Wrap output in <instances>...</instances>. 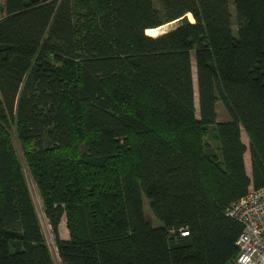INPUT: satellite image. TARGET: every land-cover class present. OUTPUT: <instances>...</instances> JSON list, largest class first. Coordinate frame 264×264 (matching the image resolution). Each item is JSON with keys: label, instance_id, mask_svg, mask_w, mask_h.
I'll list each match as a JSON object with an SVG mask.
<instances>
[{"label": "trees", "instance_id": "16d2710c", "mask_svg": "<svg viewBox=\"0 0 264 264\" xmlns=\"http://www.w3.org/2000/svg\"><path fill=\"white\" fill-rule=\"evenodd\" d=\"M231 2L0 0V264H53L12 125L61 264L235 258L226 210L264 186V0Z\"/></svg>", "mask_w": 264, "mask_h": 264}, {"label": "built area", "instance_id": "2783aa9c", "mask_svg": "<svg viewBox=\"0 0 264 264\" xmlns=\"http://www.w3.org/2000/svg\"><path fill=\"white\" fill-rule=\"evenodd\" d=\"M226 216L241 225L235 240L237 254L226 264H264V186L249 188L230 204ZM180 234L187 235V231Z\"/></svg>", "mask_w": 264, "mask_h": 264}, {"label": "rangeland", "instance_id": "374dc122", "mask_svg": "<svg viewBox=\"0 0 264 264\" xmlns=\"http://www.w3.org/2000/svg\"><path fill=\"white\" fill-rule=\"evenodd\" d=\"M231 1L232 0H229V11L231 13V20L234 22V20H235V18H234V9H233V5H232ZM174 25H175V23H169V24L161 26L154 33V36L166 32L167 30L171 29ZM192 69L194 71V65H193ZM215 107H216V119L218 121H225V120L229 119L228 113H227L224 105L222 104V102L220 100L216 102ZM195 109H196V111H195L196 117L198 118L197 104H196ZM8 131H9V134H10V137H11V140H12L13 147H14L15 152L17 154L18 160H19V162L21 164V167H22V170H23V174H24L25 184L27 186V189H28V192H29V195H30V198H31V202H32V205H33V208H34V211H35V214H36V217H37V220H38V223H39L42 235H43V238H44L45 243H46V245L48 247V250L50 252L52 262H53V264H61L60 260H59V258L57 256L55 245H54L53 240H52L50 227H49V225H48V223H47V221L45 219V216H44V212H43V208H42L40 197L38 196L35 184H34L33 180L31 179V177H30V175H29V173H28V171L26 169V166L24 164V161L22 159V155H21V151H20V148H19V144H18V141H17V139L15 137L13 125L9 128ZM241 140H242L243 144L246 147V151L244 153V162H245L246 173H247L248 176H250L248 140H247V137H246V135H245V133L243 131H241ZM206 141H208L212 147L215 146V142L212 141L211 137L208 136L206 138ZM29 182H30V185H29ZM143 212H144L146 220L152 226H155V227L159 226V222H157L156 219L153 217L152 213L150 212V210L148 208V203H147V201L145 199H143ZM58 230H59L60 237L62 239H66L67 238V230L65 228L63 220H61V222L59 223Z\"/></svg>", "mask_w": 264, "mask_h": 264}, {"label": "bare ground", "instance_id": "6f19581e", "mask_svg": "<svg viewBox=\"0 0 264 264\" xmlns=\"http://www.w3.org/2000/svg\"><path fill=\"white\" fill-rule=\"evenodd\" d=\"M158 28H160V27H157V28H154V29H147V30L145 31V33H146L147 35H149V36H154V33L158 30ZM29 185H30V182H29Z\"/></svg>", "mask_w": 264, "mask_h": 264}]
</instances>
